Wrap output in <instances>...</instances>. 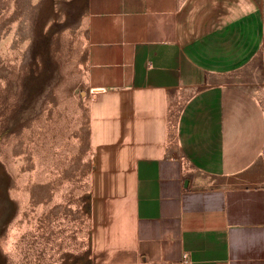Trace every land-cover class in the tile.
Wrapping results in <instances>:
<instances>
[{
    "label": "crops",
    "instance_id": "1",
    "mask_svg": "<svg viewBox=\"0 0 264 264\" xmlns=\"http://www.w3.org/2000/svg\"><path fill=\"white\" fill-rule=\"evenodd\" d=\"M83 6L108 242L165 264H264V0Z\"/></svg>",
    "mask_w": 264,
    "mask_h": 264
},
{
    "label": "rangeland",
    "instance_id": "2",
    "mask_svg": "<svg viewBox=\"0 0 264 264\" xmlns=\"http://www.w3.org/2000/svg\"><path fill=\"white\" fill-rule=\"evenodd\" d=\"M83 5L0 0V264H165L99 225Z\"/></svg>",
    "mask_w": 264,
    "mask_h": 264
},
{
    "label": "built area",
    "instance_id": "3",
    "mask_svg": "<svg viewBox=\"0 0 264 264\" xmlns=\"http://www.w3.org/2000/svg\"><path fill=\"white\" fill-rule=\"evenodd\" d=\"M184 261H185L186 264H191L190 260L187 257L185 258Z\"/></svg>",
    "mask_w": 264,
    "mask_h": 264
}]
</instances>
